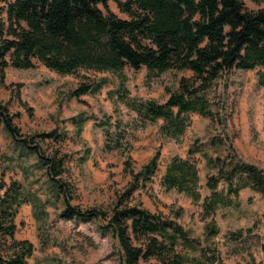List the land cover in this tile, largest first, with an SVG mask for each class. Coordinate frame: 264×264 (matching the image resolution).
<instances>
[{"label":"trees","instance_id":"obj_1","mask_svg":"<svg viewBox=\"0 0 264 264\" xmlns=\"http://www.w3.org/2000/svg\"><path fill=\"white\" fill-rule=\"evenodd\" d=\"M0 1L5 2L1 8L5 15L0 17V81L7 66L30 69L34 60L61 75L76 74L79 69L114 73L119 100L138 115L142 125L162 120L159 132L164 137L176 140L182 136L191 113L213 117L204 93L222 72L256 69L257 85L264 89V7L248 10L242 0H112L128 17L121 18L109 9V0ZM125 67L135 71L145 68L155 76L167 70H189L192 74L180 77L177 89L165 88L168 98L159 103L129 96ZM107 82L104 76H82L69 96L77 99L96 94ZM14 118L0 101V131L3 128L13 143L37 157L35 166L44 170L62 203L56 218L94 220L101 235L108 234L114 240L119 264L218 262L214 246L200 247V240L174 219L181 215V208L169 217L129 203L133 192L149 183L157 171L158 150L139 170L131 168L126 156L124 170L131 179L110 209L84 207L72 203L75 187L65 175L67 155L48 153L40 145L42 140H58L62 134L48 131L23 136ZM86 119L77 118L78 131ZM105 147L109 148L108 144ZM199 151L200 144L193 143L187 153ZM232 155L221 161L216 175H207L210 192L204 197L199 192L198 169L189 158L172 156L160 179L166 191L175 190L200 203L206 239L219 232L213 220L215 210L230 201L217 190L220 180L225 182L228 195L250 188L264 198V169ZM216 160L206 156L209 165ZM22 193L19 182L6 186L0 181V264H26L34 250L29 240L14 236V218L26 201ZM262 218L264 222V211ZM230 234L236 239L242 232ZM46 242L42 239L44 245ZM261 248L264 251V242Z\"/></svg>","mask_w":264,"mask_h":264},{"label":"rangeland","instance_id":"obj_2","mask_svg":"<svg viewBox=\"0 0 264 264\" xmlns=\"http://www.w3.org/2000/svg\"><path fill=\"white\" fill-rule=\"evenodd\" d=\"M242 1L248 10L264 7V2ZM4 4L0 1V17L5 15L1 9ZM108 7L117 16L128 18L112 0ZM256 71L222 72L204 93L213 117L191 113L188 127L176 140L161 135L162 120L141 124L138 115L117 97L118 79L114 73L79 69L76 74L61 75L36 60L30 69L7 66L0 81V101L15 115L23 136L48 131L62 134L60 139H44L40 145L48 153L67 155L65 175L75 187L73 204L110 209L131 179L124 170L126 156L130 157L131 168L139 170L158 150L157 171L149 183L133 192L129 203L169 217L181 208V215L174 219L200 240V247L216 248V264H264V198L260 194L243 188L237 195H228L225 182L220 180L217 190L230 201L215 210L213 220L219 232L206 239L200 203L175 190L166 191L160 183L174 155L194 161L202 197L210 192L205 183L207 175H216L221 161L229 155L264 169V89L257 85ZM123 72L130 97L159 103L168 98L165 88L177 89L180 77L192 74L189 70H167L155 76L145 68L135 71L130 67ZM82 76H104L108 82L96 94L70 97ZM79 117L87 119L78 131ZM193 143L200 144L201 151L188 155ZM206 156L217 160L209 165ZM36 161L33 153L13 143L1 128L0 181L6 186L19 182L26 200L14 218L15 238L27 239L34 246L26 264H119L114 240L108 234L101 235L94 220L56 218L61 200L54 195L44 170L35 166ZM238 231L242 235L232 238L230 233ZM42 239L47 241L45 245Z\"/></svg>","mask_w":264,"mask_h":264}]
</instances>
